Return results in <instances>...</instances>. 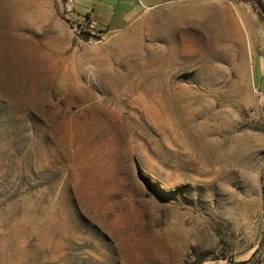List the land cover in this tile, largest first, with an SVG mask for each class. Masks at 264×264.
<instances>
[{
	"label": "rangeland",
	"instance_id": "1",
	"mask_svg": "<svg viewBox=\"0 0 264 264\" xmlns=\"http://www.w3.org/2000/svg\"><path fill=\"white\" fill-rule=\"evenodd\" d=\"M254 1L87 40L60 0H0V264H264Z\"/></svg>",
	"mask_w": 264,
	"mask_h": 264
},
{
	"label": "crops",
	"instance_id": "2",
	"mask_svg": "<svg viewBox=\"0 0 264 264\" xmlns=\"http://www.w3.org/2000/svg\"><path fill=\"white\" fill-rule=\"evenodd\" d=\"M173 0H60V7L69 22L88 18L99 31H120L130 26L146 11ZM258 85L264 83V60L258 62Z\"/></svg>",
	"mask_w": 264,
	"mask_h": 264
},
{
	"label": "built area",
	"instance_id": "3",
	"mask_svg": "<svg viewBox=\"0 0 264 264\" xmlns=\"http://www.w3.org/2000/svg\"><path fill=\"white\" fill-rule=\"evenodd\" d=\"M72 26H73L74 31L78 35H84L85 33L96 34L99 31L97 28L96 22L88 18L74 21L72 22Z\"/></svg>",
	"mask_w": 264,
	"mask_h": 264
},
{
	"label": "water",
	"instance_id": "4",
	"mask_svg": "<svg viewBox=\"0 0 264 264\" xmlns=\"http://www.w3.org/2000/svg\"><path fill=\"white\" fill-rule=\"evenodd\" d=\"M84 37L89 40V39H96V40H99L100 37L98 35H95V34H91V33H85L84 34Z\"/></svg>",
	"mask_w": 264,
	"mask_h": 264
},
{
	"label": "trees",
	"instance_id": "5",
	"mask_svg": "<svg viewBox=\"0 0 264 264\" xmlns=\"http://www.w3.org/2000/svg\"><path fill=\"white\" fill-rule=\"evenodd\" d=\"M242 1H251L254 3V6H257V4L255 3L254 0H242ZM258 8V7H257ZM262 17V15H260ZM207 256H203L200 258V261L199 262H204L206 260Z\"/></svg>",
	"mask_w": 264,
	"mask_h": 264
},
{
	"label": "bare ground",
	"instance_id": "6",
	"mask_svg": "<svg viewBox=\"0 0 264 264\" xmlns=\"http://www.w3.org/2000/svg\"><path fill=\"white\" fill-rule=\"evenodd\" d=\"M241 41H242V37H241V39H240ZM245 43V42H244ZM218 45H220V43L218 44ZM245 45V44H244ZM163 58V57H162Z\"/></svg>",
	"mask_w": 264,
	"mask_h": 264
}]
</instances>
